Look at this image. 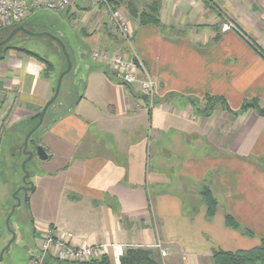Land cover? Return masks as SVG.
Segmentation results:
<instances>
[{"label": "crops", "instance_id": "0c3cea01", "mask_svg": "<svg viewBox=\"0 0 264 264\" xmlns=\"http://www.w3.org/2000/svg\"><path fill=\"white\" fill-rule=\"evenodd\" d=\"M129 3L113 0L127 17L129 43L94 17L93 5L81 25L91 29L80 31L81 40L69 26L87 49L82 59L95 49L138 57L156 81L157 103L148 110L109 60L90 57L81 93L74 73L64 76L70 86L35 134L47 158H38L31 177L34 252L26 264L47 225L73 245H103L90 264H120L128 247L159 252L157 243L167 251L159 252L163 264H211L212 251L248 249L264 237V115L217 106L208 115L200 111L205 97L222 98L232 111L252 99L264 106V0H160V25H139ZM215 8L240 32L221 31ZM0 56L1 107L13 95L0 128V138L10 135L0 139L1 149L15 131L22 139L33 125L59 73L45 75L36 55L16 48ZM206 186L217 201L211 216L201 195ZM225 213L238 229L225 223Z\"/></svg>", "mask_w": 264, "mask_h": 264}, {"label": "rangeland", "instance_id": "374dc122", "mask_svg": "<svg viewBox=\"0 0 264 264\" xmlns=\"http://www.w3.org/2000/svg\"><path fill=\"white\" fill-rule=\"evenodd\" d=\"M138 2L139 4L143 3L142 0ZM91 6L92 5L81 3L79 8L76 9V13L72 11V7H69L67 12L61 11L63 17L75 30L79 40H81L79 37L80 31L85 32L91 29L89 27L87 28V26H81L83 19L89 17L86 13L91 10ZM120 9L121 12L124 13V9L122 7ZM94 17L102 18V14L97 12ZM37 30L40 29L38 28ZM23 35V32L17 34L20 40L16 42L15 46L35 52L49 61L52 65L51 71H53L52 74H54V77L57 73L61 72L60 70L62 68H66L67 61L65 55L62 53L60 47H55L52 44L50 39L44 40L41 36H30L28 39L22 40ZM66 77L63 79L58 99L62 98L63 93L70 86L69 78ZM205 104H207V102H205ZM204 106L200 108V111L203 113L206 112L210 106H213L212 109L216 106L218 108L222 107L219 101L212 100H209L205 108ZM51 113L52 110L47 112L46 119L50 117ZM17 135L18 132L15 131V133L2 144L0 149V264H26L27 261H29L31 253L34 252L29 223V212L26 205V197L29 191H24L23 189L25 186L23 177L25 172H27L29 174L27 181H31L32 175L38 172L37 163H39V159L34 151L32 158L26 162L25 168L22 167L26 155L18 149L14 142L16 139H18L17 142H19V144L22 141L19 139V135L18 137ZM18 201L19 205L15 206L8 222H6L13 205ZM13 237L14 239L12 240Z\"/></svg>", "mask_w": 264, "mask_h": 264}, {"label": "built area", "instance_id": "2783aa9c", "mask_svg": "<svg viewBox=\"0 0 264 264\" xmlns=\"http://www.w3.org/2000/svg\"><path fill=\"white\" fill-rule=\"evenodd\" d=\"M77 3L98 7L106 23L129 43L130 27L127 17L111 0H0V29L21 22L31 11L46 8L61 12ZM215 9L221 18V31H239L225 13ZM90 57L97 61L109 60L116 78L127 86H136L145 98L148 110L155 107L158 93L156 81L138 57L127 58L120 51L108 52L105 49L91 51ZM102 246L101 244L73 245L62 236H56L52 227L47 225L42 232L40 249L31 257L29 264H44L46 258H51L57 263H86L94 259ZM155 246L161 256L167 255L166 249L160 243Z\"/></svg>", "mask_w": 264, "mask_h": 264}, {"label": "trees", "instance_id": "16d2710c", "mask_svg": "<svg viewBox=\"0 0 264 264\" xmlns=\"http://www.w3.org/2000/svg\"><path fill=\"white\" fill-rule=\"evenodd\" d=\"M111 1L113 3V0ZM159 6H160V0H150L148 2L143 1V3L141 4L130 0V3L127 5V11L129 15L133 17L139 25H160ZM68 9L62 12H67ZM252 44L257 51L262 53V51L257 46V44L255 43H252ZM8 48H16L18 50L25 51L27 53L36 55L43 64V71L45 75H47L52 70V65L49 63V61H47L46 59H44L43 57H41L35 52H32L28 49H25L23 47H18L15 45L11 47H5L3 50H6ZM57 99L58 97L53 102V104L57 101ZM205 100L207 104L209 100L219 101L223 109L228 113L238 114L248 109H252L257 114L264 115V106H260L256 99L244 101L237 111H232L227 105V103L220 97H205ZM207 104H205V106ZM212 107L213 106L208 107V110L204 112V115L210 114V112L212 111ZM49 108L47 109V111L49 110ZM34 120L35 121L33 125L36 123L37 119H34ZM33 125H31L25 131L24 135L31 127H33ZM39 128L33 132V134L30 136L29 141H28V149H31L33 152L36 150V146L38 145V142L35 140V134L39 130ZM9 135H10V132L7 131L4 135H2L1 138L2 139L7 138ZM24 135H23V138L21 139L22 140L21 143L18 144L17 147H20L22 145ZM201 195L207 207V214L211 216L215 212L217 201L213 197L210 189L207 186L201 191ZM27 201H28V196L26 197V205H27ZM224 220L228 226L235 228V229L239 228V223L229 213L224 214ZM243 231L248 236L253 235L252 232L247 228H244ZM119 261H120V264H163L160 259L159 252L156 249L146 248V247L126 248L125 251L120 256ZM91 262H93V260L86 262V263H69V264H90ZM56 263L57 262L52 260L51 258H46L44 262V264H56ZM211 264H264V237L260 238L257 245L251 248H248V249H238L235 251L216 249L212 251Z\"/></svg>", "mask_w": 264, "mask_h": 264}, {"label": "water", "instance_id": "95a60500", "mask_svg": "<svg viewBox=\"0 0 264 264\" xmlns=\"http://www.w3.org/2000/svg\"><path fill=\"white\" fill-rule=\"evenodd\" d=\"M43 9H46V8H43ZM43 9L34 10L31 14V16L25 22L21 23L19 26H16L9 33V35L6 37V39L0 41V45L5 44L7 42L9 44H15L16 42H19V40H20L19 37H13V35L18 31H22L29 36L47 35V36H49L55 40L56 45L58 47H60V49H61L62 53L65 55L66 61H67L66 68L63 69L59 73V75L56 79V84H55L53 94L45 102V104L43 105L41 110L38 111L37 113H35L34 115H32V118L37 119V121L33 125V127H31L26 132V134L24 135L22 145L20 147H18V149L26 155V158L22 163L23 168H25L26 162L32 158L33 153H34L32 150L28 149L29 138L33 134V132L41 126L47 109L53 104V102L58 97L60 90H61L62 80H63L64 76L72 71L74 73L73 84L78 86L79 93H81V89L79 87V81L81 79H84L85 74L87 73L88 67L93 64L90 60V57H87L86 59H82L80 57L81 53H84V54L87 53V49H84L79 44V42H77V40L75 38V34H74L73 30L70 28L69 24L65 20H63L59 17L55 18V16L51 17V16L44 15ZM47 10H50V9H47ZM34 19H37V20L39 19L40 24H37V25L45 26L48 29V31H32V30H29L27 28V26H30ZM50 31L57 33L58 36L52 34ZM67 48L72 53L73 61L71 59L70 53H69ZM3 99H4V94L0 93V128H1L6 116L8 114L10 108H11L12 101H13V95H9L7 97V102L5 103L4 106L1 107V103L3 102ZM35 153L37 154V156L40 160H44L47 158V153L41 145L36 146ZM28 177H29V174L27 172H25L24 177H23L24 184H25V186L23 187L24 191H30L33 187L32 181H27ZM17 205H19V201L15 205H13L12 210L9 213L6 222H8L9 217L11 216L15 206H17ZM13 239H14V237L12 238V240ZM8 245H9V243H8ZM0 259H1V256H0Z\"/></svg>", "mask_w": 264, "mask_h": 264}, {"label": "flooded vegetation", "instance_id": "af4514ba", "mask_svg": "<svg viewBox=\"0 0 264 264\" xmlns=\"http://www.w3.org/2000/svg\"><path fill=\"white\" fill-rule=\"evenodd\" d=\"M44 11H43V14L44 15H46V16H51V17H54L55 16V18L57 17H59V18H61V19H63V20H65L66 22H67V20L63 17V15H62V12H59V11H55V10H47V9H43ZM32 12L33 11H31L21 22H19V23H17V24H14V25H11V26H8V27H5V28H2V29H0V41H2V40H4V39H6V37L9 35V33L16 27V26H19L21 23H23V22H25L30 16H31V14H32ZM68 23V22H67ZM37 24H40V20L38 19H34L33 20V22H32V24L30 25V26H27V28L29 29V30H32V31H48V29L45 27V26H43V25H37ZM69 24V23H68ZM40 29V30H37V29ZM7 31V32H6ZM6 32V33H5ZM19 32H22V31H18V32H16L14 35H13V37H18L17 36V34L19 33ZM52 34H54V35H56V36H58V34L57 33H54V32H52V31H50ZM24 33V32H23ZM30 36L29 35H27L26 33H24V35H23V38H22V40H24V39H28ZM44 40L45 39H50L51 41H52V44L55 46V47H58L57 45H56V42H55V40L53 39V38H51V37H49V36H47V35H42L41 36ZM16 44V43H15ZM15 44H9L8 42L7 43H5V44H2V45H0V53L3 51V49L5 48V47H11V46H14Z\"/></svg>", "mask_w": 264, "mask_h": 264}]
</instances>
